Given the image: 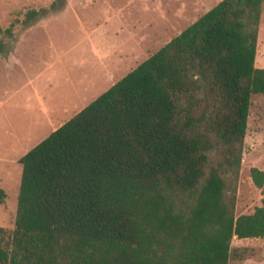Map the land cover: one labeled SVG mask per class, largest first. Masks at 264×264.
<instances>
[{
  "label": "trees",
  "instance_id": "obj_1",
  "mask_svg": "<svg viewBox=\"0 0 264 264\" xmlns=\"http://www.w3.org/2000/svg\"><path fill=\"white\" fill-rule=\"evenodd\" d=\"M262 1L219 0L17 159L0 264H227L233 236L264 235V195L236 215L227 191L264 101Z\"/></svg>",
  "mask_w": 264,
  "mask_h": 264
},
{
  "label": "rangeland",
  "instance_id": "obj_2",
  "mask_svg": "<svg viewBox=\"0 0 264 264\" xmlns=\"http://www.w3.org/2000/svg\"><path fill=\"white\" fill-rule=\"evenodd\" d=\"M219 0H0V227H13L17 159ZM37 10L31 20L25 12ZM9 30V33L6 31ZM255 67L264 68V0ZM264 171V101L249 99L241 159L229 181L234 213L264 195L249 169ZM227 264H264V235L229 244Z\"/></svg>",
  "mask_w": 264,
  "mask_h": 264
},
{
  "label": "crops",
  "instance_id": "obj_3",
  "mask_svg": "<svg viewBox=\"0 0 264 264\" xmlns=\"http://www.w3.org/2000/svg\"><path fill=\"white\" fill-rule=\"evenodd\" d=\"M175 35H176V34H175ZM147 56H148V55H147ZM145 58H146V57H145ZM145 58H144V59H145ZM140 62H141V61H140ZM136 65H137V64H136ZM131 69H132V68H131ZM128 71H129V70H128ZM128 71H127V72H128ZM123 75H124V74H123ZM123 75H122V76H123ZM119 78H120V77H119ZM119 78H118V79H119ZM115 81H116V80H115ZM115 81H114V82H115ZM114 82H113V83H114ZM102 92H103V91H102Z\"/></svg>",
  "mask_w": 264,
  "mask_h": 264
}]
</instances>
